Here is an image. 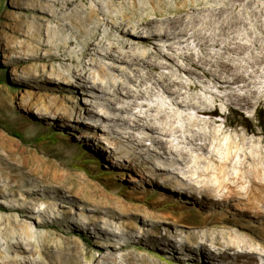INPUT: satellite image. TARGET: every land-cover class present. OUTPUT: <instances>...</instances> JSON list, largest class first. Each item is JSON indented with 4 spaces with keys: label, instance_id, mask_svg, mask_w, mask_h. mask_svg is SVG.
Wrapping results in <instances>:
<instances>
[{
    "label": "rangeland",
    "instance_id": "1",
    "mask_svg": "<svg viewBox=\"0 0 264 264\" xmlns=\"http://www.w3.org/2000/svg\"><path fill=\"white\" fill-rule=\"evenodd\" d=\"M203 2L213 4L211 0H0V264H143L146 257L161 264H193L182 255L166 256L140 243L113 249L114 259L104 258L105 244L115 243L107 233L109 224L115 231L137 225L135 234L140 236L160 220L154 233H165L175 244L177 230L188 251L192 247L184 236L187 231L213 230L210 237L215 243L210 241L208 250L218 252L226 245L217 236L219 230L238 228L222 227V220H208L204 227L190 230L171 224L176 217L194 222L199 208L175 205L170 187L180 186L164 187L162 178L155 180L143 161L144 147L126 137L125 124L111 129L112 122L104 117L124 114L106 113L82 87L72 84L73 69L88 60L87 43L81 41L84 34L87 40L98 34L104 51L110 50L119 42L112 34L111 19L122 21L126 15L135 25L153 8H163L159 18H164ZM150 50L152 46L147 47ZM222 104L215 117L225 125V138H255L264 146L260 131L248 133L243 125H229L232 110L255 122L264 101L247 109ZM91 218L100 220L96 227ZM251 222L258 241L264 220ZM235 248L263 253L257 243L253 247L238 243ZM228 253L215 264H246L245 257L234 258V249ZM263 263L260 258L258 264Z\"/></svg>",
    "mask_w": 264,
    "mask_h": 264
},
{
    "label": "bare ground",
    "instance_id": "2",
    "mask_svg": "<svg viewBox=\"0 0 264 264\" xmlns=\"http://www.w3.org/2000/svg\"><path fill=\"white\" fill-rule=\"evenodd\" d=\"M211 1L164 18H159L163 8H153L135 25L126 15L122 21L111 19L119 42L110 50L104 51L98 34L90 40L84 34L81 41L87 43L88 60L73 69L72 84L82 87L101 110L124 114L106 112L104 117L112 122L111 129L125 124L126 137L144 147L143 161L155 180L162 178L164 187L180 186L170 187L175 205L199 208L194 222L176 217L172 225L190 230L204 227L208 220H222V227L238 229L219 230L217 236L226 245L218 252L207 248L210 241L215 243L210 237L213 230L187 231L184 236L192 247L188 251L177 230L172 240L176 245L165 233H154L160 220L140 236L135 234L137 225L115 231L109 224L107 233L115 243L105 244L104 258L114 259L113 249L140 243L166 256L182 255L193 264H209L206 258L215 264L218 257H229L232 249L234 258L245 257L246 264L264 260V229L256 241L251 222L264 220V146L255 138H225V125L215 117L219 103L247 109L264 101V0ZM148 46L152 50L147 51ZM138 129L147 133H137ZM99 222L90 220L94 227ZM95 234L102 235L97 230ZM238 243L250 247L257 243L263 253L239 251ZM216 244L223 242L217 239ZM158 260L146 257L143 264H161Z\"/></svg>",
    "mask_w": 264,
    "mask_h": 264
},
{
    "label": "trees",
    "instance_id": "3",
    "mask_svg": "<svg viewBox=\"0 0 264 264\" xmlns=\"http://www.w3.org/2000/svg\"><path fill=\"white\" fill-rule=\"evenodd\" d=\"M229 117H231L229 120L230 126L235 127L243 125L249 132L260 131L262 134H264V110L258 111L257 119L255 120V122L245 117L243 113L234 110H232V114H230Z\"/></svg>",
    "mask_w": 264,
    "mask_h": 264
}]
</instances>
